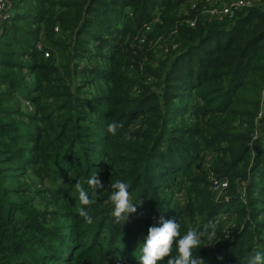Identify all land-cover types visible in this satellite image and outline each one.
<instances>
[{
    "label": "trees",
    "instance_id": "trees-1",
    "mask_svg": "<svg viewBox=\"0 0 264 264\" xmlns=\"http://www.w3.org/2000/svg\"><path fill=\"white\" fill-rule=\"evenodd\" d=\"M213 1L0 0V264H138L159 216L208 226L203 264L264 251V0ZM93 172L125 223L107 190L79 216Z\"/></svg>",
    "mask_w": 264,
    "mask_h": 264
},
{
    "label": "clouds",
    "instance_id": "clouds-1",
    "mask_svg": "<svg viewBox=\"0 0 264 264\" xmlns=\"http://www.w3.org/2000/svg\"><path fill=\"white\" fill-rule=\"evenodd\" d=\"M121 127L118 121H112L107 124L106 131L114 135ZM124 136L127 139L129 134L124 133ZM85 184L87 188L81 187V184L77 182L75 188L82 205L78 209V214L88 224L93 223L90 207L97 203V199L105 190L108 192L107 200L112 205L111 216L116 223H125L129 215L135 213L136 207L141 203L140 200L135 203L130 200L129 185L120 179L110 182V185L105 188L97 172H93L86 178ZM97 190H101L99 194ZM93 194L97 199L92 198ZM179 229L178 217L170 219H165L163 216L154 217L153 223L147 227L146 234L141 237L138 249L135 250H138V257L135 255L138 264H157L166 256L168 257L166 264H203L196 253L202 239L210 235L208 226L186 230L183 235L180 234ZM246 264H264V251L257 250L252 253L247 258Z\"/></svg>",
    "mask_w": 264,
    "mask_h": 264
},
{
    "label": "built area",
    "instance_id": "built-area-1",
    "mask_svg": "<svg viewBox=\"0 0 264 264\" xmlns=\"http://www.w3.org/2000/svg\"><path fill=\"white\" fill-rule=\"evenodd\" d=\"M5 2L0 4V18L6 19L8 14H4L3 11ZM251 5L250 0H232L229 4L222 7L212 6L205 10V13L211 17L222 18L223 16H232L237 10ZM3 15V16H2ZM2 19H0L1 21ZM48 55V54H47Z\"/></svg>",
    "mask_w": 264,
    "mask_h": 264
},
{
    "label": "rangeland",
    "instance_id": "rangeland-1",
    "mask_svg": "<svg viewBox=\"0 0 264 264\" xmlns=\"http://www.w3.org/2000/svg\"><path fill=\"white\" fill-rule=\"evenodd\" d=\"M220 1H222V0H220ZM232 1V0H231ZM213 4L215 5V6H217V7H222V6H224V5H227V4H229V2H225V1H222V2H219V0H214L213 1ZM3 16V15H2ZM0 19H2L1 21H0V23L4 20V17H2V18H0ZM158 55H160V53H158ZM213 186V185H212ZM215 186V185H214ZM210 188H212V187H210ZM178 197V199L180 200V203H179V205H182L183 207H184V210L187 208V199H186V196L185 195H183V194H180L179 196H177Z\"/></svg>",
    "mask_w": 264,
    "mask_h": 264
}]
</instances>
